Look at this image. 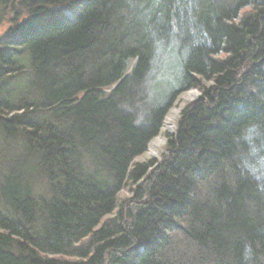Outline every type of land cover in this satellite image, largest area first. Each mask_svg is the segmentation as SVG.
<instances>
[{"label":"trees","instance_id":"obj_1","mask_svg":"<svg viewBox=\"0 0 264 264\" xmlns=\"http://www.w3.org/2000/svg\"><path fill=\"white\" fill-rule=\"evenodd\" d=\"M3 22L0 264H264V0H0Z\"/></svg>","mask_w":264,"mask_h":264},{"label":"rangeland","instance_id":"obj_2","mask_svg":"<svg viewBox=\"0 0 264 264\" xmlns=\"http://www.w3.org/2000/svg\"><path fill=\"white\" fill-rule=\"evenodd\" d=\"M66 15L70 16L71 15V11L67 8H60ZM249 8L245 9L244 11H248ZM9 27V24L7 22H3L0 24V35L4 34L6 29ZM132 61L129 62L128 64V68L130 69V66L132 65ZM23 71L20 72L17 76H10V80L9 82L11 84H13L14 86L18 84L19 90L21 88L24 87V81L20 82V79L24 80L23 77H25V75H27V66L26 63L23 65ZM164 79V78H163ZM161 81L163 80H159L160 83H162ZM201 85L205 86L207 85L206 82H201ZM16 89V88H15ZM111 87H107L104 88L103 91L104 93H108L110 91ZM194 90L196 91L197 95L195 98L191 99V100H183V96L186 94V92ZM201 95V90L199 88H190L187 89L185 91H183L176 99L175 103L173 104V106L168 110L167 114L165 115L164 119L162 120V125L160 128V132L158 135H156L147 145L146 150L143 154H141L140 156L136 157L134 159L135 163H153V166L155 164H158L159 162L162 161V159L164 158V156L167 153V135H172L176 132L177 130V126H178V120L180 118V114H181V110L183 109L184 106H186L187 104L191 103L192 101H195L196 99H198ZM177 111L176 115L174 116L173 120H172V124L168 126L167 121L168 118L171 116V114ZM156 139H161V145L160 147L157 149V154L156 155H152L149 152V146L151 145V143L156 140ZM24 154V153H23ZM22 153L17 152L16 150H10L8 151V153H6V158L9 160H6V162L8 164H12V160L13 158H21L23 156ZM21 155V156H20ZM152 166V167H153ZM152 167H149V169H151ZM44 181L43 179L37 177L36 175H34V182H33V187L34 190L39 194H42V196H46V189H45V185H44ZM135 185H139V182H137ZM131 196L130 192L126 190V188H124L123 190H121L118 193V200H122V199H126L129 198Z\"/></svg>","mask_w":264,"mask_h":264},{"label":"bare ground","instance_id":"obj_3","mask_svg":"<svg viewBox=\"0 0 264 264\" xmlns=\"http://www.w3.org/2000/svg\"><path fill=\"white\" fill-rule=\"evenodd\" d=\"M197 95L196 91L191 90L186 92V94L183 96V100H191L193 98H195ZM177 111H174L171 116L168 118L167 124L168 126L172 124V120L174 118V116L176 115ZM161 139H156L154 140L151 145L149 146V152L152 155H156L157 154V149L160 147L161 145Z\"/></svg>","mask_w":264,"mask_h":264}]
</instances>
